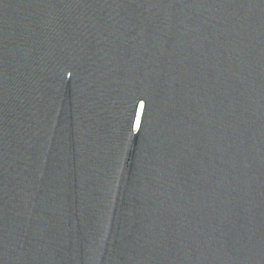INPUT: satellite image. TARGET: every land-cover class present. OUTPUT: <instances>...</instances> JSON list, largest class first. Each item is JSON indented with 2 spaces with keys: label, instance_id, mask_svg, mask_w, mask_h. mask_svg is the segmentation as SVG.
Here are the masks:
<instances>
[{
  "label": "water",
  "instance_id": "obj_1",
  "mask_svg": "<svg viewBox=\"0 0 264 264\" xmlns=\"http://www.w3.org/2000/svg\"><path fill=\"white\" fill-rule=\"evenodd\" d=\"M0 264H264V0H0Z\"/></svg>",
  "mask_w": 264,
  "mask_h": 264
}]
</instances>
